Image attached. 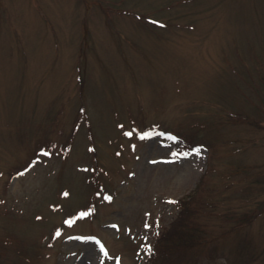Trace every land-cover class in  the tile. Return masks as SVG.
Listing matches in <instances>:
<instances>
[{"label": "rangeland", "instance_id": "1", "mask_svg": "<svg viewBox=\"0 0 264 264\" xmlns=\"http://www.w3.org/2000/svg\"><path fill=\"white\" fill-rule=\"evenodd\" d=\"M189 192L167 264H264V0H0V264H151Z\"/></svg>", "mask_w": 264, "mask_h": 264}, {"label": "trees", "instance_id": "2", "mask_svg": "<svg viewBox=\"0 0 264 264\" xmlns=\"http://www.w3.org/2000/svg\"><path fill=\"white\" fill-rule=\"evenodd\" d=\"M89 136L91 141H93L92 133ZM172 202L176 206L174 215L167 224L158 230L154 242L148 247L147 255H145L144 260L146 262L148 260L151 264H167L165 261H169L171 254L174 252L178 253L179 251H186L195 247H199L195 250H205L207 247L203 246H207L209 241L214 237L217 238L221 233L212 235L208 217L205 215L206 204H203V206L199 204L194 200L191 192L173 199ZM250 215V213H241L235 223L243 225L249 221ZM208 247L211 249L210 246ZM212 250L216 251L215 248ZM240 252L242 257L251 255V253L243 250ZM207 256H210V254L208 253ZM201 260H198V262Z\"/></svg>", "mask_w": 264, "mask_h": 264}, {"label": "snow or ice", "instance_id": "3", "mask_svg": "<svg viewBox=\"0 0 264 264\" xmlns=\"http://www.w3.org/2000/svg\"><path fill=\"white\" fill-rule=\"evenodd\" d=\"M129 135H130V133H129ZM47 154V153H46ZM175 155V154H174ZM65 195H67V193L65 194ZM106 199H108V197H106ZM101 250L103 251V248H101Z\"/></svg>", "mask_w": 264, "mask_h": 264}]
</instances>
